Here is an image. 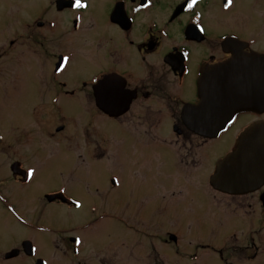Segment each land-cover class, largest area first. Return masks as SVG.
<instances>
[{
  "label": "flooded vegetation",
  "instance_id": "1",
  "mask_svg": "<svg viewBox=\"0 0 264 264\" xmlns=\"http://www.w3.org/2000/svg\"><path fill=\"white\" fill-rule=\"evenodd\" d=\"M9 1L15 35L7 43L3 24L0 50L14 45V52L29 56L35 97L29 138L16 149L0 141L15 155L2 163L1 204L12 211L14 186L33 182L36 167L28 160L39 162L36 152L72 147L90 175L91 163L111 149V190L115 204L120 193L126 203L110 211L91 204L68 224L32 220L49 235L50 250L61 252V264H264V183L241 193L210 183L223 156L215 145L229 147L227 153L243 129L264 122V106L237 113L216 137L198 134L183 119V109L199 102L201 68L230 57L223 40L264 53V0H233L228 8L226 0H197L190 9L188 0H82L80 8L71 6L74 0ZM86 178L87 189L80 177L79 188L98 193V181ZM145 185L153 205L134 207V191ZM37 197L46 200L41 206L73 212L83 206L64 185ZM17 212L22 225L26 219ZM18 238L20 247H9L0 264L23 257L53 263L37 253L34 234Z\"/></svg>",
  "mask_w": 264,
  "mask_h": 264
},
{
  "label": "rangeland",
  "instance_id": "2",
  "mask_svg": "<svg viewBox=\"0 0 264 264\" xmlns=\"http://www.w3.org/2000/svg\"><path fill=\"white\" fill-rule=\"evenodd\" d=\"M15 18L14 1L0 0V27L7 23L5 26L6 30L3 29L2 31V36L6 38L7 43L8 39H13L15 35ZM13 47L10 46L7 49L0 50V141H9L10 147L16 149V142L18 141L19 145L20 141L28 139L30 135L29 123L33 118L32 104L35 97V82L31 72L29 56L14 52ZM34 127L33 132L36 134L38 131L37 125H34ZM44 147H48V145L45 143ZM228 149L229 147L222 149L219 144H216L215 154L217 156L225 155ZM0 150H4L3 154L0 153L1 175L3 173V160H6V164H8L15 158V155L11 152V149L3 148L1 145ZM18 150L21 151V147H18ZM76 154L74 149L69 147L63 148L61 154H57L54 150L38 151L35 156L39 158V162L28 160L29 163L36 167L33 182L27 184V186H14L15 192L13 191L11 194V200L15 208L12 211H9V208H5L0 202V259L9 247H20L18 242L19 234H22L23 237L26 234L30 236L34 234L37 237L35 240L37 253L49 261H53L50 264H61V252L50 250L49 235L43 233V230L37 231V226L32 220L46 224L48 227L68 224L69 216L72 217L71 222L80 220L84 216L82 211L93 206L91 204L110 211L111 207L120 208L122 203H126V193H120L122 196L117 199L120 200V203L115 204L117 191L111 190V178L114 174V161L111 149L108 150V154L103 157V160L91 163L90 175H87L88 171L85 170V167L83 169ZM122 160H125V155L121 158L120 163ZM40 163L43 164L41 165ZM7 175L10 182L9 172ZM79 177L84 189H87L82 182V180H85L84 177H88L86 178L88 181H98L99 192L96 194L90 191L89 193L84 192L79 188ZM120 184L126 187L128 180L121 178ZM63 185L69 195L82 201L83 206L81 209L73 212L62 205L53 203L41 206L40 204H44L46 200L41 197H37V200L35 199L37 194H40L44 189ZM88 189L90 190L91 188ZM145 189L134 191V196H132L134 207L142 205L151 208L153 205V196L149 192L153 191L147 190L146 185ZM16 212L17 215H20V217L22 215L26 219L24 224H18ZM155 217V219H158L159 215L156 214ZM26 226L34 228V232L30 229L25 230L23 227ZM185 234L190 235L189 231H185ZM171 254L174 257L171 261L176 260L173 251ZM3 264H33V261L31 258L23 257Z\"/></svg>",
  "mask_w": 264,
  "mask_h": 264
},
{
  "label": "water",
  "instance_id": "3",
  "mask_svg": "<svg viewBox=\"0 0 264 264\" xmlns=\"http://www.w3.org/2000/svg\"><path fill=\"white\" fill-rule=\"evenodd\" d=\"M229 49V59L202 69L200 103L183 109L188 126L206 137L216 136L237 112L264 106V54L245 52L238 44ZM210 183L229 193L264 183V122L252 123L239 134L231 150L216 162Z\"/></svg>",
  "mask_w": 264,
  "mask_h": 264
},
{
  "label": "snow or ice",
  "instance_id": "4",
  "mask_svg": "<svg viewBox=\"0 0 264 264\" xmlns=\"http://www.w3.org/2000/svg\"><path fill=\"white\" fill-rule=\"evenodd\" d=\"M196 3H197V0H188V5L187 6L190 9ZM232 3H233V0H226V3L224 4V7L228 8V7H230L232 5ZM71 6L74 7V8H80V7H83L84 5L82 4V0H74V3H72ZM202 30L203 29H201V31ZM64 60L67 61L68 57H64ZM30 174H31V170H30ZM77 207H79V203L78 202H77ZM77 242H79V241H77Z\"/></svg>",
  "mask_w": 264,
  "mask_h": 264
}]
</instances>
